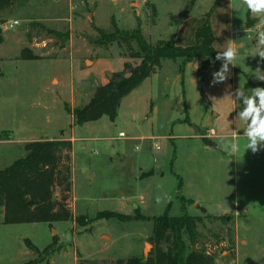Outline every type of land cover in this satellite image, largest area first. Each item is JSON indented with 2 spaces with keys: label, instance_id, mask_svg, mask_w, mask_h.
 <instances>
[{
  "label": "rangeland",
  "instance_id": "rangeland-1",
  "mask_svg": "<svg viewBox=\"0 0 264 264\" xmlns=\"http://www.w3.org/2000/svg\"><path fill=\"white\" fill-rule=\"evenodd\" d=\"M215 2L16 0L13 5L0 9V168L25 156L23 141L57 139L62 130L71 135L70 117L63 104L70 96L71 81H79L89 72L96 71L85 65L92 66L93 59L111 54L113 57L106 59L103 73L109 74L112 69L122 67L123 48L116 44L110 49L100 48L96 44L100 37L98 29L112 32V20L115 19L122 30H132L140 23L143 36L150 43H156L158 39L175 40L178 24L187 18L190 20L187 24L199 22L213 9L212 15L216 12V19L222 22L225 10L223 7L217 9ZM152 3L157 8L155 24L152 23ZM247 11L246 6L244 12L234 16L235 43L242 46L237 47V66L229 65L230 74H225L224 81L212 83L213 73L217 72L214 66L202 64L200 70V62L198 66L192 60L182 69L181 58L164 59L156 72V89L151 86L152 77L134 89L119 108L117 127H110V134L117 136L124 127H130L126 114L130 104L140 106L144 98L154 100L158 107L157 123L147 122L142 129L139 125L137 128L138 134L159 136L156 140L137 143L142 144L154 174L151 179L140 182L143 202L138 197L134 200L136 203H125L120 211L135 214L138 204L139 212L145 216H160L171 202L169 213L182 215V202L175 190L183 180L186 192L181 189L180 194L192 193L198 198L195 203L200 202V207H194L195 204L187 207L188 213L202 216L197 225L199 247L215 255L216 264H264V142L257 145V153L246 150L244 130L247 125L237 118L244 105L242 99L235 96L239 87L245 89L246 95L249 89L255 88L250 81H259L252 74L258 67L264 74V59L253 57L258 44L257 32L264 30V25L260 23V17L251 13L249 21L254 23L256 20L257 23L248 27ZM12 20H18L19 24L8 28ZM220 43L227 46L224 40ZM226 48L220 47V52ZM24 49L34 58L22 59ZM219 60L224 64L223 59ZM54 78L59 84L56 80L52 83ZM166 81L170 83L166 84ZM154 91L157 95L151 98ZM181 96L188 126L199 134L200 116L206 115L210 122L213 120L212 126L226 137L221 144L223 152L208 154L200 151L196 147V137L173 142L162 137L166 133L165 118L178 105ZM68 110L71 112V108ZM7 130L12 132L11 137L5 132ZM234 133L239 137V151L236 152L230 148ZM203 135L206 141L218 139L210 129L204 130ZM155 144L160 149L153 148ZM55 197L60 198V187H56ZM78 205L81 211L84 204ZM237 207L240 213L235 215ZM202 208H206L207 214L227 217L208 218ZM95 213L89 210V215L94 217ZM52 224V227L46 222L5 224L1 210L0 264H24L30 260H44L38 264H77L80 258L112 261L148 256L153 249L148 242L154 227L152 219L104 218L86 227L72 221ZM54 236L63 249L47 257L43 250L54 241ZM26 240L37 249H30Z\"/></svg>",
  "mask_w": 264,
  "mask_h": 264
},
{
  "label": "trees",
  "instance_id": "trees-1",
  "mask_svg": "<svg viewBox=\"0 0 264 264\" xmlns=\"http://www.w3.org/2000/svg\"><path fill=\"white\" fill-rule=\"evenodd\" d=\"M16 0H0V9L7 8ZM220 0H216L215 5ZM211 10L206 15V21L197 28L195 33L196 43L192 46L181 47L169 40H158L156 43L148 42L142 33L140 23L132 30H122L112 20L114 30L105 32L98 29L99 39L96 44L100 48L108 49L114 44L123 48L121 54L124 57L140 59V63L133 65L130 62L124 64L122 71L110 75L108 83L95 89L91 100L71 110L75 124L82 125L87 122L99 120L106 116L115 121L122 100L134 89L140 86L146 79L151 78L161 67L162 60L182 59V69L186 63L196 59L200 62V70L204 65L214 66L217 71L222 67L217 52L214 48L215 36L211 26ZM251 12H247V26L254 23L249 21ZM157 10L154 7V19ZM56 33L54 30H48ZM69 37V34H66ZM110 49V48H109ZM25 49L22 51V59H32L34 56ZM110 56H112L110 54ZM254 87L264 88V80L250 81ZM188 122L187 119L184 120ZM26 154L15 160L5 168H0V211L3 212V223H54L72 221L81 226H89L97 219L119 220H148L154 222L153 232L148 242L153 249L148 256H133L126 259L112 261H91L80 258L77 264H216V257L205 248L199 247V234L197 225L202 220L201 215H192L187 212V207L194 204V200L177 194L182 202V215H171L169 204L164 214L160 216H145L136 212L129 216L117 212L103 211L92 218L83 215H75L72 209V183L71 160L73 144L71 140L51 139L36 140L24 143ZM60 187V198L55 197V189ZM182 180L179 181V188ZM206 213L205 209L202 208ZM212 219H224L227 216H215L205 214ZM27 246L36 250L37 247L26 240ZM58 238L46 246L43 252L47 257L60 252L63 246L57 244ZM44 260H30L24 264H38ZM48 264V262H46Z\"/></svg>",
  "mask_w": 264,
  "mask_h": 264
},
{
  "label": "crops",
  "instance_id": "crops-1",
  "mask_svg": "<svg viewBox=\"0 0 264 264\" xmlns=\"http://www.w3.org/2000/svg\"><path fill=\"white\" fill-rule=\"evenodd\" d=\"M217 4V9L223 7L225 10L224 20L222 22H218L216 19V12H214L210 20L215 36L214 48L216 52H220V47L228 46L229 39L235 41L233 28L234 16L244 12L246 10V5L243 3V0H220ZM152 5L156 8L155 4L152 3ZM188 21L190 20L187 18L178 24L174 34L175 40L170 39L169 41H172L177 46L181 47H187L188 44L191 45L194 44V42L196 43V30L206 21V18L204 16L202 20L200 19L199 22L195 21L192 24H187ZM221 40H224L227 46L222 45L220 43ZM234 46L239 47L242 46V44L239 45L234 43ZM111 57L113 56H99L92 60V66L85 65V67L89 69L94 70L96 68V71L89 72L84 79H80L79 81L74 79L71 81L70 96L69 98L64 99L65 101L63 106L70 117L69 125L71 127V135H66V133L62 130L60 137L57 139L71 140L73 144L71 155V205L75 215L93 217V215H89V210H94V212L96 211L94 216L103 211H111L134 216L136 212H134L135 214L130 215L123 213L120 210L124 208L125 203L131 205V203L138 197L141 199V203L143 202L144 191L140 188V182L143 179H151L154 174L151 164L146 159V153L142 149V144H137L138 142L142 143V141L145 140H156L159 138V136H156L155 134L147 135L137 133L138 125L142 129V125L147 122H150L152 125L157 123L158 107L156 106L157 104H154L153 99L149 101L148 98H144L145 101L143 103L141 102L140 106H138L137 103L130 104V106H128L126 114L129 116L130 127H124V130H121L117 136H112L110 134V127L112 125L117 127V118L119 115L115 121H111L108 117L104 116L99 120L78 125L74 123L72 113L68 110V108L73 110L76 107L87 104L91 100L95 89L100 85L108 83L112 73L122 71L126 62H130L133 65L140 63V59L124 57L122 67L112 69L109 74H104V70L102 68L108 61L106 59ZM192 63H197L199 66V62L196 59H194ZM98 68H100V70ZM151 79V86L155 90L158 82L157 74L155 73ZM55 80L59 84V80L57 78H54L52 83ZM147 80L148 79H146L141 85H143ZM169 83L170 81H166V84ZM129 95H127L122 102L129 98ZM156 95L157 94L154 91V96L151 98L156 97ZM182 99V96L179 97L180 102H178V105L173 107L171 111L167 109L169 114L165 118L166 133L162 137L172 142L175 139L196 137V139H198L196 147L200 151L208 154L212 152L216 153V151L223 152L221 144H223V141L226 138L225 135L219 133L218 130L212 126L213 120L210 122L206 115L200 116L198 119L201 124L198 129L200 135L197 134V132H194L184 121L185 118L184 111L182 110ZM207 126L210 127L208 128ZM206 129H210L212 130L211 132H215L217 134L216 138L218 139H209L206 141L204 139L206 136H202V134H204V130ZM5 132L9 137H11V131L7 130ZM121 133H124V136H120ZM51 139L54 138L46 137L40 140ZM36 140L39 139H33L30 141ZM209 141H212L216 147L209 145ZM23 142L26 143L29 141ZM77 144H79V146H77ZM156 145L157 144H155L153 148H156ZM176 175L179 176V174ZM182 186L183 188H179L178 185L177 190H175L176 194H180L181 189L186 192L185 183ZM186 194H189L186 196L184 195L186 198L194 200V207H200V202L195 203L198 198L194 194L188 192ZM79 203L84 204L81 206V211L78 205ZM169 204H171V202ZM137 208L139 212L140 208L138 204ZM204 209L206 210V208ZM78 212H80V214H78ZM234 212L235 215H238L240 213L239 208ZM224 213L227 212L224 211ZM49 225L51 227L53 226L52 223H49Z\"/></svg>",
  "mask_w": 264,
  "mask_h": 264
},
{
  "label": "clouds",
  "instance_id": "clouds-1",
  "mask_svg": "<svg viewBox=\"0 0 264 264\" xmlns=\"http://www.w3.org/2000/svg\"><path fill=\"white\" fill-rule=\"evenodd\" d=\"M247 9L257 17H260V23L264 25V0H243ZM16 23H19L18 21ZM256 39L258 44L255 46L253 57L264 59V30L257 32ZM235 41L229 39L228 46L225 51L217 52L216 59H223L224 64L219 71L214 72L213 84L222 82L226 79V73L230 74L229 65L237 66V47L234 46ZM254 78L257 80H264V74L258 67L254 73ZM249 94H245L244 88H237L235 91L236 99H242L243 110L237 114V118L243 121L247 127L244 130V136L247 138L246 150L251 149L253 153H257L259 148L257 145L264 142V88L255 87L249 89ZM215 101L214 97H210ZM233 103H235L233 101ZM212 131V130H210ZM238 134H233V140L230 143V148L233 152L239 151Z\"/></svg>",
  "mask_w": 264,
  "mask_h": 264
},
{
  "label": "built area",
  "instance_id": "built-area-1",
  "mask_svg": "<svg viewBox=\"0 0 264 264\" xmlns=\"http://www.w3.org/2000/svg\"><path fill=\"white\" fill-rule=\"evenodd\" d=\"M18 20H12L8 23L7 27L8 28H14L15 26H17L19 23H16ZM19 22V21H18ZM120 136H124V133H121ZM156 148L159 149V146L156 145Z\"/></svg>",
  "mask_w": 264,
  "mask_h": 264
},
{
  "label": "water",
  "instance_id": "water-1",
  "mask_svg": "<svg viewBox=\"0 0 264 264\" xmlns=\"http://www.w3.org/2000/svg\"><path fill=\"white\" fill-rule=\"evenodd\" d=\"M197 130V129H196ZM198 131V130H197ZM209 145H212V146H214V147H216V145L212 142V141H209ZM145 256H147V255H145Z\"/></svg>",
  "mask_w": 264,
  "mask_h": 264
},
{
  "label": "bare ground",
  "instance_id": "bare-ground-1",
  "mask_svg": "<svg viewBox=\"0 0 264 264\" xmlns=\"http://www.w3.org/2000/svg\"><path fill=\"white\" fill-rule=\"evenodd\" d=\"M149 247H150V246L148 245V246H147V249H148Z\"/></svg>",
  "mask_w": 264,
  "mask_h": 264
}]
</instances>
